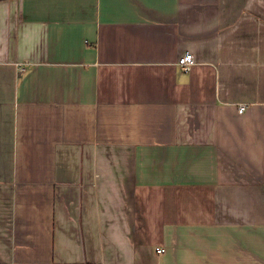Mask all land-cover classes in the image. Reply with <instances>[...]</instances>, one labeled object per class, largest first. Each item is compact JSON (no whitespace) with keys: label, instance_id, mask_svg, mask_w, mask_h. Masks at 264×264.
<instances>
[{"label":"crops","instance_id":"1","mask_svg":"<svg viewBox=\"0 0 264 264\" xmlns=\"http://www.w3.org/2000/svg\"><path fill=\"white\" fill-rule=\"evenodd\" d=\"M0 264H264V0H0Z\"/></svg>","mask_w":264,"mask_h":264},{"label":"built area","instance_id":"2","mask_svg":"<svg viewBox=\"0 0 264 264\" xmlns=\"http://www.w3.org/2000/svg\"><path fill=\"white\" fill-rule=\"evenodd\" d=\"M194 62H195L194 55L190 51H186L185 53L181 54L177 59L178 65L181 67V69H183L185 71L189 70L193 66ZM20 68H22V67H20ZM245 109H246V105H244V104H241L238 106L239 112H242ZM156 252L157 253H164L165 248L164 247H157Z\"/></svg>","mask_w":264,"mask_h":264},{"label":"rangeland","instance_id":"3","mask_svg":"<svg viewBox=\"0 0 264 264\" xmlns=\"http://www.w3.org/2000/svg\"><path fill=\"white\" fill-rule=\"evenodd\" d=\"M20 69H23V68H20Z\"/></svg>","mask_w":264,"mask_h":264}]
</instances>
